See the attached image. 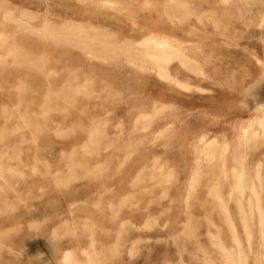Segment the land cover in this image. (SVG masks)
<instances>
[{
	"label": "rangeland",
	"instance_id": "rangeland-1",
	"mask_svg": "<svg viewBox=\"0 0 264 264\" xmlns=\"http://www.w3.org/2000/svg\"><path fill=\"white\" fill-rule=\"evenodd\" d=\"M263 213L264 0H0V264H264Z\"/></svg>",
	"mask_w": 264,
	"mask_h": 264
},
{
	"label": "bare ground",
	"instance_id": "bare-ground-1",
	"mask_svg": "<svg viewBox=\"0 0 264 264\" xmlns=\"http://www.w3.org/2000/svg\"><path fill=\"white\" fill-rule=\"evenodd\" d=\"M142 42H144V41H142ZM165 42V41H164ZM141 44V43H140ZM143 44V43H142ZM162 44H164V43H162ZM161 45V44H160ZM165 45V44H164ZM166 46V45H165ZM158 48V47H157ZM162 48V47H161ZM160 48V49H161ZM159 49V48H158ZM159 49V50H160ZM155 50H156V48H155ZM168 50V49H167ZM156 52V51H155ZM160 52H161V50H160ZM258 208V210H260V206H258L257 207ZM261 219H262V221H263V226H264V213L263 214H261ZM263 233H264V231H263ZM264 238V237H263ZM241 251V250H240Z\"/></svg>",
	"mask_w": 264,
	"mask_h": 264
}]
</instances>
